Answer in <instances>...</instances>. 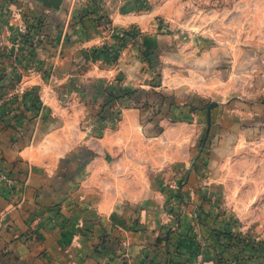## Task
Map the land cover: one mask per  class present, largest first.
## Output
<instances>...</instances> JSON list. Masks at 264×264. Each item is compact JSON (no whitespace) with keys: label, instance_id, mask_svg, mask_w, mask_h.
<instances>
[{"label":"rangeland","instance_id":"1","mask_svg":"<svg viewBox=\"0 0 264 264\" xmlns=\"http://www.w3.org/2000/svg\"><path fill=\"white\" fill-rule=\"evenodd\" d=\"M55 1L51 14L75 26L88 19L104 35L79 63L103 65L111 75L88 83L100 129L116 130L124 110L143 111L153 139L141 161L152 173L183 167L186 190L167 203L170 222L157 239L167 262L179 257V231L189 224L209 231L210 264H264V0ZM133 65L142 75L122 86L113 72ZM145 81L148 88L137 85ZM193 174L197 184L187 188ZM13 178V190L0 181V196L16 206L27 184ZM31 218L20 238L43 245ZM107 242L101 237L97 249ZM41 256L49 260L44 248ZM177 264L206 262L199 250Z\"/></svg>","mask_w":264,"mask_h":264},{"label":"crops","instance_id":"2","mask_svg":"<svg viewBox=\"0 0 264 264\" xmlns=\"http://www.w3.org/2000/svg\"><path fill=\"white\" fill-rule=\"evenodd\" d=\"M55 6L0 0V171L27 184L20 205L0 196V264H177L199 250L210 264L209 231L189 224L179 231V257L167 262V246L157 239L170 222L167 203L186 190L179 186L183 167L152 173L141 161L153 139L143 111L124 110L116 130L100 129L101 109L87 96L88 83L111 75L103 65L79 63L104 35L88 19L75 26L51 14ZM113 75L129 86L142 74L133 65ZM137 85L148 88L146 81ZM30 102L40 105L32 109ZM194 177L187 188L197 184ZM29 217L43 245L20 238ZM101 237L110 242L97 249Z\"/></svg>","mask_w":264,"mask_h":264},{"label":"built area","instance_id":"3","mask_svg":"<svg viewBox=\"0 0 264 264\" xmlns=\"http://www.w3.org/2000/svg\"><path fill=\"white\" fill-rule=\"evenodd\" d=\"M9 175H10L9 173L0 172V181H3L9 189L13 190V188H16V184H14L13 182L14 181L13 176L10 177Z\"/></svg>","mask_w":264,"mask_h":264},{"label":"trees","instance_id":"4","mask_svg":"<svg viewBox=\"0 0 264 264\" xmlns=\"http://www.w3.org/2000/svg\"><path fill=\"white\" fill-rule=\"evenodd\" d=\"M39 105H40V103H39ZM39 105L37 106V103L33 102V103H31V108H32V109H37V107H39ZM27 131H28L27 128L24 129V130H23V135H25V134L27 133Z\"/></svg>","mask_w":264,"mask_h":264},{"label":"water","instance_id":"5","mask_svg":"<svg viewBox=\"0 0 264 264\" xmlns=\"http://www.w3.org/2000/svg\"><path fill=\"white\" fill-rule=\"evenodd\" d=\"M45 1H49V0H45ZM54 1H55V0H54ZM206 137H207V135H206ZM206 137H205V138H206Z\"/></svg>","mask_w":264,"mask_h":264}]
</instances>
